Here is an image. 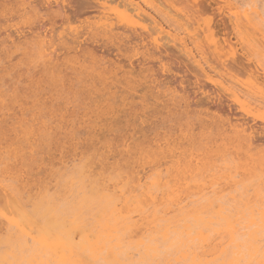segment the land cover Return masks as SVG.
<instances>
[{"label":"rangeland","instance_id":"rangeland-1","mask_svg":"<svg viewBox=\"0 0 264 264\" xmlns=\"http://www.w3.org/2000/svg\"><path fill=\"white\" fill-rule=\"evenodd\" d=\"M46 1L0 0V186L29 212L64 211L73 245L67 264H103L106 254L94 261L78 248L97 242L102 220L110 228L98 245L121 239L132 257L126 263L139 261L142 240L156 247L160 264L186 246L208 264H228L230 223L242 245L233 264H259L261 256H247L243 233L264 225V86L262 93L254 88L264 73V0H134L163 32L203 57L217 84L133 12L121 20L114 3L100 11L96 1ZM244 12L253 29L235 31L232 15ZM13 40L16 49L9 48ZM49 55L55 66H47ZM95 181L110 188L108 195L115 190L114 205H81ZM151 182L153 201L142 193ZM0 230L4 238L1 221ZM6 247L0 245L1 256ZM30 247L14 241L12 248L25 257ZM49 254L38 252L43 260Z\"/></svg>","mask_w":264,"mask_h":264},{"label":"bare ground","instance_id":"bare-ground-1","mask_svg":"<svg viewBox=\"0 0 264 264\" xmlns=\"http://www.w3.org/2000/svg\"><path fill=\"white\" fill-rule=\"evenodd\" d=\"M90 1H96V4L94 6L98 8V10L100 9V11L105 10L106 4L114 3L117 7H120V9L121 8L123 9L119 16L121 20L125 18V14L127 12H133L136 17L141 18L142 20H148L151 24L155 25L154 29L156 31H158L159 33H164L166 37L170 39L171 42L178 45L180 50L184 52L192 60V62L195 64V68L198 69V71L201 73L202 76L206 77L210 83L217 84L215 81L212 80V77L203 68V65L205 64V62H202L203 57H201L199 54L198 59H197L196 56H194L192 53L193 52L192 48H188L187 44L183 40H176L175 37H172L170 35L169 31L163 32V28L159 24H157L156 21L149 14H147L144 10H142V8L137 3H135L134 0H90ZM49 2L50 1L47 0L44 3H47L49 5ZM224 3H227V0H224ZM28 6L32 8L33 10L36 9V6L32 7L31 3H29ZM64 9H65V6L64 5L61 6V9H60L61 12H59V14L65 15L66 12L64 11ZM45 10H50V8L46 7ZM232 16H233L232 26L235 31H238L240 27H247V28L253 29L252 20L250 19L247 12L243 13L242 18L240 17V14L238 13H233ZM103 31L106 33L110 32V30L105 29V28L103 29ZM204 31L211 35V31L207 25ZM41 42L43 43V47H44L45 46L44 37L41 39ZM9 43H10L9 48H14V49L19 47V44H20L19 40L18 42L13 40V41H10ZM154 43L156 44L155 41ZM77 47H79L78 43L76 45V48ZM51 58L52 56L49 55L47 66L50 65L52 67L55 65H53L54 61H50ZM255 83L257 86L253 85L254 88L257 90L258 93H262L261 88L258 86H264V73H257ZM231 96L233 98L232 101L238 104L242 113L244 115H248L249 114L248 108L246 104L242 100L239 99V96L237 94H232ZM142 179L143 178L138 179L139 180L138 186H141ZM150 184H151L150 187L147 188L146 190L144 189V191L142 190V193L146 195L147 197H149L150 200L153 201L155 199V196H154V190L151 186H153L155 183L151 182ZM91 185H92L91 190L93 193L91 194V196L83 197L81 200L83 201V203L81 205H84L86 203L95 204L98 200L101 201V203H105L107 205H114L117 202L115 197H113L114 196L113 194L115 192L114 189H113L114 192L113 194H111L112 195L111 196V195H108L110 188H108L107 186H104L103 183L100 185H97V182L95 181ZM8 189L0 186V192L2 194L0 195H1V198H3V201L5 203V207L0 210V221L4 227V230L6 231L5 237L3 238L2 234L4 232L2 233V231L0 230V245L4 244L7 246L6 248L9 249V253L7 255H2V256L0 255V264H15L18 262H24L25 264H67L68 259L65 257V253L67 252L71 255L73 251V245L71 243L72 241L70 239L69 231L65 229L66 215L64 214V211L58 212L57 210H53L49 208L48 206H39V207H36L31 212H29L24 206H22L14 198L13 194ZM98 190L100 191L99 194H98ZM134 191H136L135 187L133 188V191L131 192H134ZM118 196L120 198L125 197L123 193H120V195ZM165 196L166 194L163 195L164 198ZM239 198H242V197L239 196ZM3 201H0L1 205ZM124 201H125L124 202L125 204L129 203V199L127 198H124ZM258 213L260 215V219L264 223V206L260 207ZM198 220L199 222H201V224H204V225L206 224L204 223L203 219H200L199 217H197L196 221ZM99 226L101 229L98 233L97 242L93 243L92 245H88V247L85 242H82L78 247L81 251L88 250L89 258H91L92 260L94 261L97 260L98 253L99 254L104 253L106 254V256L101 257V260H102L101 262L103 264L104 263L105 264H160L159 262L160 257L156 253V247H154L151 244L150 245L148 244L146 246L144 245V243H142V240L138 242V247L142 248L140 250L137 249V255L139 257V261L138 262L129 261L126 263L125 260L128 258H132V257L129 254H126L122 251L121 239H117L118 238L117 235H114L115 231H112V235H110V237L114 236V238L117 239V243L114 246L105 247L104 243H102L101 245H98L101 239H106L108 236L107 234H103L102 231H107L110 228L109 225L105 223V221L103 220L99 222ZM251 226L252 227L254 226L255 228L246 229L245 233H243L244 237H246L249 241V245L246 247L247 256L250 258H257L261 256L262 260L259 262V264H264V230H263L264 225H260L258 223H252ZM225 232L229 234V242L227 246L231 248L232 254H233L232 261H230L228 264H233V262L236 261L242 255V251H241L242 245L237 243V239L235 237L236 232L234 228L231 227L230 223L227 224V228L225 229ZM205 238L206 237H204L203 233L200 231L198 233V239L205 240ZM151 240H155V238ZM14 241L22 242V243L23 241H25L26 244L27 242H29L31 244V247L29 248V254L24 257L16 253L14 249L12 248ZM41 250L49 252L50 253L49 255L51 256L50 258L52 259L49 258L48 260H43L40 256H38V252ZM225 252H226L225 248H223L221 253L217 257V259H219L222 256V254H225ZM175 256H176L175 258L170 259V260L166 258L163 259V264H179L183 262L185 264H208L207 261L201 259L188 246L176 249ZM53 258H55L56 261L53 260ZM220 264H223V263H220Z\"/></svg>","mask_w":264,"mask_h":264}]
</instances>
